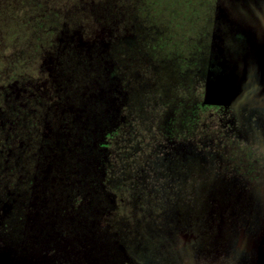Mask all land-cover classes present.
<instances>
[{"label": "rangeland", "instance_id": "374dc122", "mask_svg": "<svg viewBox=\"0 0 264 264\" xmlns=\"http://www.w3.org/2000/svg\"><path fill=\"white\" fill-rule=\"evenodd\" d=\"M164 1L165 3L162 0H0V12L5 13L3 10L7 9L8 19L11 16V19H5V24L13 23L15 30L13 32L17 33L12 43H9L10 38L6 35L7 28L0 25V55L8 59L9 54L20 53L23 60L28 59L25 62L28 65L27 68L15 69L16 74L20 75L21 81H32L34 84L38 78L36 71L43 67L45 74L42 75L43 77L40 75L42 85L45 83L46 91L58 96L62 102L68 97L71 98V101L79 99V95L75 94V89L81 83L80 74L82 73L80 69L76 68L74 60L81 52L79 47L91 45L89 39L98 41L97 33L100 29L97 24L102 20L93 14L92 9L95 3L103 11L105 8L104 13L101 9L99 13L101 16L107 15L104 21L107 22L106 24L109 22L108 18L111 21L117 19L123 22L122 25L117 23L115 26L108 24L111 35L108 34L110 37L107 36V38L109 37L112 45L117 44L115 39L118 36H125L131 39L134 57L138 58L136 73L134 76L132 75L135 79L133 78L130 84L129 99L126 100L128 109L121 112L116 117V121L114 119L109 121L110 117L97 121V129L100 127L104 132L101 130L102 133H96V139L99 138L103 147L109 148L111 151L118 147L115 153H111L109 157L102 152H96L100 157L104 156V159L99 157L103 159L104 164L102 172H100L102 178H108L111 172L113 174L114 185L109 186L108 179L106 182L101 181L103 186L99 190L100 194L104 196H98L103 199L102 204H105L108 209V223L102 220L103 212L100 213L93 209L91 227L95 225L97 231L92 233L93 228H91V234L86 235L84 239L80 238L79 243L81 244L78 247L67 245L64 242L63 249H55H59L55 255L50 251L40 252L36 247L37 242H29V244L27 242L26 234L28 235V232L33 230V239L31 240L36 241V233L32 226L25 227L27 216L23 211H26L29 200L22 196L23 199L20 198V200L23 202L19 204L18 200V204H14L19 211L13 210L8 205L6 211L1 213V225L6 229L0 226V264H214L209 261L216 252V248L212 245L215 233L222 227V225H218L216 218L219 200L225 208L230 210V212L226 210L223 213L224 216L242 212L240 216L230 217L238 219L235 226L246 225V218L249 220L247 221L248 226L256 224L255 244L258 246L257 250H260V254L253 255L252 260L255 264H264V208L261 209L260 205H257L251 210L248 209V216H245L243 207L240 208L247 196H251L250 198H253L255 202L259 201L257 198L259 188H251L239 182L237 187H226L224 191L217 187L205 188L204 196V193L200 192V188H198V183L201 181L198 170L202 167L205 168V181L219 178L221 174H225V177L228 175L224 169L222 171L218 169L217 156L221 152L210 145L206 147L210 150H206L204 154L202 153L203 155H198L197 159L192 160L193 163L188 161L190 165H194L192 177L188 178H192L196 184L193 187L186 186V183L181 182L186 175L183 172L184 168L180 166L183 164L182 157L163 155L166 149L159 148L157 156L146 151V147L151 143L157 148L158 145L159 147L166 145L165 147H175L178 150H184L189 146L186 142L168 145L165 141L158 140L156 123L161 110L159 107H154L157 98L160 95H168L166 92L172 84L171 81L176 80L177 66L185 67L192 60V54L196 58L195 62L204 65V60H200V56L193 53L200 50L199 46L202 43L199 44V42L204 34L208 33L209 39L207 41L205 38L203 45L204 41L205 44L210 42V35L214 32L215 44L212 53L216 54L217 51H220L228 59V50L226 49L230 48L229 52L233 53L235 48L233 44L237 45L234 39H239L237 32L233 29L229 30L226 25L233 21L229 12L232 10L234 16L248 15L252 11L264 7V0H220V4H218L219 0H172V3L171 0ZM131 4H135V9ZM69 5H77L83 11L81 10L82 12L76 17L71 16L68 19L65 8ZM214 19L217 24L212 22ZM256 19L238 21L245 32L247 30L245 26L256 25ZM210 21L211 24H209ZM219 22L223 24L219 25ZM113 38L114 41H112ZM37 41L41 42V48L38 47ZM142 43L149 45L150 48L146 45L143 48L150 50L153 55H157L159 57L157 61L137 52ZM231 46L233 47L231 48ZM37 47L39 49H36ZM207 48L209 49V47ZM112 50L116 51V48L113 47ZM218 60L219 62L223 61ZM218 60L216 58L212 60L214 62L212 72L219 73V68L215 65ZM52 61H54L53 65H51ZM205 61H208L207 58ZM61 62L62 65H60ZM56 65L59 67L57 70L53 69ZM157 66H159V74L164 75L162 80H158L159 74L154 70L157 69ZM54 70L57 74L58 72L60 74L71 73L70 75L66 74L70 81L69 85L65 86L66 88L62 86L61 89L56 88L59 84L56 77L53 76L56 74ZM3 71L6 73L7 67ZM193 74L191 73V75ZM46 80L48 81L46 82ZM84 81L82 80V82ZM87 82L86 79L85 83ZM65 106L70 107L68 103ZM117 122H120V128L117 127L121 132L120 139L115 138L111 142L109 138L112 134L110 133L117 129H114ZM111 124L113 126H110ZM203 133L201 136L205 137V132ZM114 135L116 134L114 133ZM108 140L111 142L110 145H108ZM204 140L205 138H193L189 147H195L198 150L201 146L199 141L203 143ZM141 149L145 150L141 151ZM197 150L194 153H197ZM145 153H148L147 156ZM197 160H200V163ZM34 163L32 161L28 170L15 169L16 173L12 180L5 181L3 174H0V195L3 198L6 197L8 200L14 197L9 194L10 190L7 186L9 181L16 184L26 175L32 179L41 175V171L36 168L39 164ZM54 176L57 174L55 173ZM54 176L50 179L55 178ZM58 179L61 181V178ZM97 181L99 182L100 179ZM35 189V193H39L38 188L35 187ZM45 189H49L48 182ZM13 190L18 194H24L25 186L23 184L22 187ZM65 191L66 193L61 191L62 193L57 194L51 188L48 194L52 199L62 196V202L66 206V202L72 198V191L71 189L68 191L67 187ZM248 191H250V195ZM78 200H80L79 196ZM89 201L95 200L89 199ZM236 201L239 202L240 207L236 205ZM43 203L44 198L38 202L39 205H43ZM49 204L48 206L51 207L52 202ZM90 205H87L88 208ZM204 211L205 215H203ZM32 215L30 213V217H33ZM210 215L211 217H209ZM61 217L64 218V215L61 214ZM3 220L8 223L3 224ZM17 223L20 226H17ZM103 227H105L104 230ZM99 230L100 234L104 236L98 233ZM64 232L68 231L64 230L62 234ZM226 232L228 233V231ZM54 233L56 232H51L48 235L50 243L54 242L53 239H57V235ZM247 236L250 234L242 235L241 245L248 243ZM41 238L43 239L38 236L37 240L40 241ZM83 244L86 245L83 246ZM57 245L58 242H56V247H58ZM32 248L36 251H31ZM240 252L242 253L241 249ZM243 254L248 256L249 252H243Z\"/></svg>", "mask_w": 264, "mask_h": 264}, {"label": "flooded vegetation", "instance_id": "af4514ba", "mask_svg": "<svg viewBox=\"0 0 264 264\" xmlns=\"http://www.w3.org/2000/svg\"><path fill=\"white\" fill-rule=\"evenodd\" d=\"M218 2V4H220V0ZM131 5L134 8L135 4ZM94 8L96 16H98L102 20V23L98 22L97 24V27H99L100 29V31L98 32L104 33L105 31L107 35L102 36V41L99 39L98 41L89 39L91 45L79 47L81 49V52H79L78 56L76 57H78V59L81 57L80 59H82V55H84L85 58L87 57V60L84 58L85 60L83 59L81 62L77 61V63L75 62V64L82 68H85V66L87 65L91 68L93 65L92 61H97L94 64L96 67V73L102 74L103 79L101 77L98 79H102L101 81L104 86H93V81V83L90 82V86H88L89 84L87 85L86 83H84L86 81L87 75L83 73L80 74L81 85L78 84L77 89H75V94L79 95V99L76 101L79 102L80 110L77 109V112L81 114V117L86 122H92L94 127H96L98 126L97 121H101L103 118L109 117V121H111L112 119L116 121V117H118L121 112L128 109V102L126 100L129 99L130 84L132 83L133 78L135 79V77L133 76L136 73L135 68L138 67L136 65L138 62V58L134 57V47L132 48L131 46V39L125 36H118V38L115 39L117 44L113 45L110 39H108L110 37L109 35H111V30L108 29V24L110 23L115 26V24L117 23L118 25H122L123 22L117 19V21H111L108 18L109 22L108 24H106L107 22L104 21L107 15L99 16L100 9L102 11L103 9L100 8L96 3ZM212 22L217 24L215 19L212 20ZM235 23L236 24L234 25L236 28L237 26L241 27V24L239 22ZM209 24H211V21ZM220 24L222 25L223 23L219 22V25ZM226 25L228 29L231 30V26H233V24L230 22L228 24L226 23ZM236 28L234 29V31L237 32L239 39H234L237 45L233 44V46L235 47L233 49V53H235V55H241L242 53H244L245 38L241 35V31H237ZM213 34L214 32H212V35H210V42L205 44L204 41L203 45V40H205L206 38V40L208 41L209 39L208 33L207 35L204 34L201 37V41L199 42V44L202 43V45L199 46L200 50L193 52L197 56H200V60H204V65H200V62H195L194 59L196 58L193 56V54L191 55L192 60L187 65H185V67L180 68L176 64V80L171 81L172 84H170L166 92L168 95H160V97L157 98V101L154 104V107H159L161 110L156 123L158 140L165 141V143L168 145H174L177 142H180V144H182L181 142H186L190 146V142L193 140V138H205V140L203 141L204 144L199 141V144L201 146L198 150L195 147L189 146L184 150H178L175 147H165L166 145H162V147H159L158 145L157 148L151 145V143L148 144V147H146V151H149V153L157 156L159 153L157 150L160 148L162 150L166 149L163 155L182 157L183 164H181L180 166L184 168V171H182L186 175L184 179L181 180V182L186 183V186L193 187L196 186V184H194L192 178H188L189 176L192 177V169H194V165H190L189 162L193 163L194 161L192 160L197 159L196 157H198V155H203L206 150H210L206 149L208 145L213 146L219 152H221L218 153L219 155L217 156L219 162L218 169L220 171L224 169V171L229 176L227 175V178L224 176L225 174H221L219 178L217 177L205 181V168L202 167L197 171L198 173H200L199 177L201 178L200 183H198V188H200V192L204 193V196L205 188L209 189L212 187H217L224 191L226 187H237L240 184L239 182H242L244 185L251 188H259V194L257 197L259 198L258 202H255L253 198H250L251 196H247L240 207L239 202L236 201V205H238V207L240 208L243 207L245 216H248V209L251 210V208H255L257 205H260L261 209L264 208V109L252 106H242L240 104L213 105L205 102V85L207 82L208 74L211 70L210 67L214 65V62L212 60L215 58L217 60L226 59V57L220 51H217L216 54L212 53L214 52L215 44ZM107 36L109 37L107 38ZM112 41H114V38ZM232 43L234 42L232 41ZM144 45L149 47L147 43H142L141 46L138 47L139 51L137 52L139 54L143 53L144 55L149 56V58H153L152 60L157 61L159 57L157 55H153L150 50H145V48H143ZM233 46H231V48ZM113 47L116 48V51L112 50ZM207 47H209V49ZM226 50H228V57L230 56V54H233L232 52H229V50H231L230 48H227ZM93 54L94 57L92 56ZM211 54L213 55L211 56ZM105 57H107V60H105ZM205 58H207V62L205 61ZM85 61H87V64H85ZM53 63L54 61H52L51 65H53ZM221 63H223V61L220 62V64ZM217 64L218 63L216 62L215 65ZM60 65H62V63ZM156 68L157 69L154 70H156V73L159 74V66H157ZM92 71L93 70L91 69L90 72ZM191 73L194 74L191 75ZM58 74L60 73L58 72ZM163 76L164 75L160 73L158 80H162ZM82 80L85 81L82 82ZM97 83H99V81ZM124 107H126V109H124ZM110 126H113V124H111ZM203 132H205V137L201 136L202 134H204ZM114 133L116 135H114ZM110 134H112L109 138L111 142L115 138H117V140L120 139L121 132L119 130H113V133ZM106 138L108 139V135L106 136ZM109 140L108 143L110 145L111 142H109ZM117 149L118 147L114 148L113 151H111L109 148H103L102 150H100V152L109 157L111 156V153H115V150ZM144 150L145 149H141V151ZM195 150H197V153H194ZM146 154L148 153H145V155ZM199 161L200 160H197L198 163H200ZM112 175L113 174L111 172L109 176ZM157 181L159 180L157 179ZM25 187H27V189H25V193L27 194L25 195V198L27 197L26 200L29 199L30 201V199H35L34 192L36 189L32 182H26ZM45 188H40V194H44V190L47 191V189ZM13 189L16 190V188ZM248 192L250 195V191ZM9 194L13 195L14 197L6 201H3V199L0 198V220L2 218L1 213L6 211L5 209L8 205H10L14 210L16 209L14 204H18L16 200L19 194L16 191H14V193L9 192ZM56 197H53V199L49 196L43 197L46 200L44 201L43 205H39L38 201L35 200L31 204H28L26 206V211H24V213L26 214L25 216H27V224L25 225V227L32 226L36 233V241L31 240L33 239L32 234L34 233L32 229V232H28V235L26 234V236L28 237V244L29 242H37L36 247L39 248L38 251H50L54 253V255L57 250H61V248L64 247L63 244L67 235L65 232L62 234V232L65 230L64 227L66 224V207L62 202V196L58 197V202L55 204ZM29 201L27 202L29 203ZM49 202H52L51 207L48 206ZM228 209L229 208L224 207L220 200L218 201V211L216 212V218L218 220V225L220 224L222 225V227L215 233V239L212 245L214 248H216V252L214 257L210 259L209 263L255 264L252 258L253 255H257V253H255L256 249L258 248L257 244L254 243V248L250 250L248 256H244L243 251L241 253L240 249L242 246V235H246V233H249L251 236H254L257 232V229L255 228L256 224L253 223L251 227L248 226L249 223L247 221L249 220H247L246 218V225L241 227L235 226L236 220L238 219H235L234 217L233 219H231L230 217L234 215L240 216L242 212L239 214H237L236 212L234 214H228L226 215V217L223 215V213ZM48 211H51L52 214L48 213ZM228 211L230 212V210ZM99 212L101 213L102 211L99 210ZM30 213L33 214V217H30ZM49 214H51L53 218V222L51 224L49 222ZM61 214L64 215V218L61 217ZM203 215H205V211L203 212ZM209 217H211V215ZM228 218H230L231 220ZM1 221L0 226H2ZM3 222V224L8 223L4 220ZM17 226L20 225L18 224ZM25 227H23V229L28 231ZM2 228L5 227L2 226ZM226 231H228V233ZM51 232H56L54 234L57 235V239L52 240L54 241L53 243H50L51 240L48 238V235L51 234ZM38 236L43 237V239L41 238L40 241L37 240ZM40 242L44 243L40 245ZM56 242H58V247H56ZM56 248L59 249L55 250ZM32 250L36 251L34 248H32L31 251Z\"/></svg>", "mask_w": 264, "mask_h": 264}, {"label": "trees", "instance_id": "16d2710c", "mask_svg": "<svg viewBox=\"0 0 264 264\" xmlns=\"http://www.w3.org/2000/svg\"><path fill=\"white\" fill-rule=\"evenodd\" d=\"M162 1L165 3L164 0ZM94 9L95 8L92 9L93 14H95ZM81 10L77 5H69L65 8V14L68 15L69 19L71 16L76 17L83 11ZM3 11H5V13L2 11L0 12V25L7 28L6 35L11 39H9V43H12L17 33L13 32L15 31L13 29V23L5 24L8 19L6 14L8 10L5 9ZM100 15L99 13V16ZM9 19H11V16ZM74 26L77 27V25ZM97 34L98 39H102V36L107 35L105 31L104 33L98 32ZM40 41H37L39 48H41ZM38 47L36 49H39ZM92 56L94 57V54ZM8 57L9 58L6 59L0 55V174H3L5 181H8V179L12 180L16 173L15 169L22 168V171L28 170L32 165V161L35 162L34 164H36V162L39 164L36 168L41 171L40 176L36 178L33 177L32 179L26 175L16 182V184L10 181L7 184L10 193H14V191H12L13 188L18 189L22 187L23 184L25 186V183L28 181L30 183L32 182V184L38 188L39 193L34 192L36 199H30L29 204L35 200L40 202L43 197L49 196L48 193H50L52 187L57 194L61 192V190L66 193V187L68 191L71 189L72 198L66 202L67 204L65 206L66 224L64 228L65 231L67 230L69 232H66L65 244L78 247L79 244H81L79 243L80 238L84 239L86 235L91 234V228H93L92 233L96 230L95 225L91 227L93 218L91 214L93 209L98 210V212L99 210L102 211L104 216L102 220L108 223V209L105 204H102L103 199L98 197L99 195L104 196L100 194L99 190L103 185L101 181L106 182V179H108L109 181H107V184L109 186L114 185L112 176L102 178L100 172H102L101 169L104 166L102 162L104 156H101L103 159H100L101 157L96 154V152H100L104 147L98 140L99 138L96 139L95 134L102 133L103 130L100 127L97 129V126L94 127L92 122H86L81 117V114L77 112V109L80 110L78 101H70L71 99L68 97V99L62 102V99L60 100L58 96L49 94L48 91H46V84L43 83L42 85L41 82V76L45 74L43 67L36 71L38 78L34 81V84L32 81H21L19 79L20 75L16 74L15 69L19 67L27 68L28 65L25 64V62L28 59L23 60L20 53L16 55L9 54ZM80 58L78 59V57H76L74 61L76 63L77 61L81 62L85 56L82 55V59ZM105 60H107V57H105ZM96 62L95 60L92 61L93 65L91 68L88 65L82 68L75 64L76 68H78V70L80 69L82 74L84 73L87 75L86 79L89 81L86 84H89L88 86H90V82L92 81L94 82H92L93 86H104L101 81L103 79L102 74L96 73V67L94 65ZM85 64H87V61H85ZM57 66L58 65L54 66L53 69H59ZM5 67H7L6 73L3 71ZM91 69L93 70L92 72H90ZM51 71L53 70L51 69ZM54 72L56 73V70H54ZM66 74L70 75L71 73L53 74L59 84V86L56 87L57 89L69 85V81L67 80L68 77H65L67 76ZM100 77L102 78L101 80L98 79ZM47 81L48 80H46V82ZM98 81L99 83H97ZM67 103L70 106L69 108L65 106ZM119 124L120 122H117L114 129L117 127L120 128ZM118 128L116 130H118ZM55 173L57 176H54ZM53 176L55 178L50 179ZM58 178H61V181H59ZM97 179H100V181L98 182ZM19 182L21 184H18ZM47 182L49 184V189H47V191L43 189L44 194H40V188H45ZM18 185L19 187H17ZM25 189H27V187H25ZM23 192L24 194L19 193L17 197L16 201L19 200V204L23 202L20 198L23 199L22 196L25 197L26 193L25 191ZM78 196L80 200H78ZM58 197L59 196L55 198V204L58 202ZM0 198L3 199V201L7 200L6 197L3 198L2 195H0ZM89 199L95 201L90 202ZM68 204L71 205V207H69ZM88 204H91L89 206L90 208H88ZM15 210L19 211L18 209ZM48 213H51V211H48ZM49 219L51 224L53 222L51 215ZM102 229L104 230L105 227ZM98 233L100 234V230ZM84 245L86 244H83V246Z\"/></svg>", "mask_w": 264, "mask_h": 264}, {"label": "water", "instance_id": "95a60500", "mask_svg": "<svg viewBox=\"0 0 264 264\" xmlns=\"http://www.w3.org/2000/svg\"><path fill=\"white\" fill-rule=\"evenodd\" d=\"M229 14L233 19L231 30L236 28L234 24L238 20L253 21L257 18L256 25L245 26V32L242 26H237L236 30L241 31L245 38L244 53H233L223 63L217 62L219 73L210 70L205 85V102L217 105L240 104L264 109V7L248 15L234 16L232 10ZM213 67L214 65L210 68ZM256 237L257 234L247 236L249 241L241 246V251L250 252L254 248ZM255 252L260 254L259 249Z\"/></svg>", "mask_w": 264, "mask_h": 264}]
</instances>
